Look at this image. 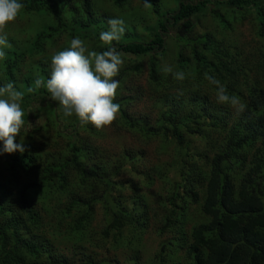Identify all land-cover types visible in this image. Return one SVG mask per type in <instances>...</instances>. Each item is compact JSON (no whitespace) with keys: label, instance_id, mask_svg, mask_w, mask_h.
<instances>
[{"label":"trees","instance_id":"1","mask_svg":"<svg viewBox=\"0 0 264 264\" xmlns=\"http://www.w3.org/2000/svg\"><path fill=\"white\" fill-rule=\"evenodd\" d=\"M21 2L0 84L24 93L28 129L14 141L23 153L0 154V264H264V0H149L113 42L127 59L110 124L120 143L33 83L73 37L106 50L99 0ZM247 19L256 44L244 51Z\"/></svg>","mask_w":264,"mask_h":264},{"label":"clouds","instance_id":"2","mask_svg":"<svg viewBox=\"0 0 264 264\" xmlns=\"http://www.w3.org/2000/svg\"><path fill=\"white\" fill-rule=\"evenodd\" d=\"M142 2L147 7L149 0ZM23 6L21 0H0V61L6 56L4 49L10 47L3 29L16 19ZM107 25V30L99 33V40L107 46L106 50L90 51L84 41L73 37L67 47L51 55L46 81L40 77L33 81L35 88H46L49 98L58 104L64 117L75 116L82 124H91L97 129L111 124L120 110L119 103L114 102L116 90L120 87L115 77L124 59L113 42L124 36L126 26L119 17L109 19ZM163 71L171 73L177 81L185 79L182 70L173 71L170 66H165ZM205 79L216 87L219 101L230 99L232 105H238L234 97L226 95L219 80L210 75ZM28 91L34 89L30 87ZM23 97L24 93L18 91L13 83L0 84V154L25 151L22 142H14L18 134L28 129L20 103ZM242 110V105L236 108L237 112Z\"/></svg>","mask_w":264,"mask_h":264},{"label":"rangeland","instance_id":"3","mask_svg":"<svg viewBox=\"0 0 264 264\" xmlns=\"http://www.w3.org/2000/svg\"><path fill=\"white\" fill-rule=\"evenodd\" d=\"M96 9H98V13H103L107 17V20L111 18H122L125 22V26L132 20L131 22L133 23L135 21V17L138 15L141 16L143 13L146 14V8L142 2V0H128V3L125 4V6L122 9H117L114 6L111 5L110 0H99L98 4H96ZM12 23H8L7 26H10ZM6 26V25H5ZM108 27V25H107ZM252 25L250 24V20L247 19L245 20L242 24H237L236 25V31L235 34L238 37V42L241 44V47L243 48L244 51H247L250 49L252 46L256 44L254 38H253V29ZM4 30V29H3ZM60 44H63L61 41ZM50 52H53L54 50L49 49ZM124 59V64L126 62V57L123 55ZM147 57L145 58L146 61ZM49 60V59H48ZM137 59L135 60V62ZM142 63L144 61L142 60ZM136 83H143V79H134L131 78V84H136ZM134 111L136 113H149L152 114V109L150 104L148 102L144 101H139L134 107ZM46 117V113H44L42 110H39L36 115V120H41L43 121ZM104 131V134L107 135V143L112 142L113 140H116L117 143H120L122 140H127L129 141L130 139L128 137H124L125 135L121 134V131H116L110 124L108 126H104L100 128ZM111 137V140H108V138ZM151 147L148 146L149 150V156L151 162H153L154 158L151 153ZM151 243L147 245V249H151Z\"/></svg>","mask_w":264,"mask_h":264}]
</instances>
